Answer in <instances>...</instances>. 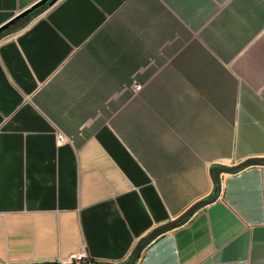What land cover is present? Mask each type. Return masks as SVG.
Masks as SVG:
<instances>
[{
	"label": "crops",
	"instance_id": "obj_1",
	"mask_svg": "<svg viewBox=\"0 0 264 264\" xmlns=\"http://www.w3.org/2000/svg\"><path fill=\"white\" fill-rule=\"evenodd\" d=\"M262 157L264 0H57L0 42L1 264H122ZM137 264H264V166Z\"/></svg>",
	"mask_w": 264,
	"mask_h": 264
},
{
	"label": "water",
	"instance_id": "obj_2",
	"mask_svg": "<svg viewBox=\"0 0 264 264\" xmlns=\"http://www.w3.org/2000/svg\"><path fill=\"white\" fill-rule=\"evenodd\" d=\"M57 0H40L36 2L34 5L30 6L29 8L23 10L19 14L15 15L12 19L7 21L5 24L0 26V35L2 33L10 28L11 26L18 23L20 20L26 18L30 15L35 9H38L41 6H44L46 4H53ZM250 166H264V157L262 158H249L246 160H243L242 162L233 165V166H222L217 168L216 170H211L212 177H213V183L214 187L211 191V193L199 200L198 202L194 203L191 207H189L184 213H182L177 218L173 219L172 221L159 225L156 228H154L150 233H148L134 248L131 256L122 264H137L140 256L143 252V250L152 242L154 241L158 236L171 231L186 222L190 220V218L200 209L203 207L215 202L219 197L221 193V174H231L238 172L244 168L250 167ZM1 264V263H0ZM26 264H72V263H65L63 261H45V262H35V263H26ZM98 264H111V263H104L99 262Z\"/></svg>",
	"mask_w": 264,
	"mask_h": 264
},
{
	"label": "built area",
	"instance_id": "obj_3",
	"mask_svg": "<svg viewBox=\"0 0 264 264\" xmlns=\"http://www.w3.org/2000/svg\"><path fill=\"white\" fill-rule=\"evenodd\" d=\"M14 35L15 33H11L5 37L0 38V42ZM131 88H132V91L136 93L142 90L143 85L137 82L136 80H134ZM56 141H57V146H61L63 144L71 142V139L67 137L63 132H58ZM85 258H86V255L84 253H74L73 255H71L69 259L63 262L72 263V264H80L81 261L84 260Z\"/></svg>",
	"mask_w": 264,
	"mask_h": 264
},
{
	"label": "trees",
	"instance_id": "obj_4",
	"mask_svg": "<svg viewBox=\"0 0 264 264\" xmlns=\"http://www.w3.org/2000/svg\"><path fill=\"white\" fill-rule=\"evenodd\" d=\"M52 1V0H51ZM46 7V5H44V6H41V7H39L38 9H35L32 13H30V15L29 16H35L38 12H40V11H42L44 8ZM21 21H23V19L22 20H20L19 22H21ZM30 21V20H29ZM18 22V23H19ZM16 25H17V23H16ZM22 26V25H21ZM15 28V26L13 25V26H11L9 29H6L3 33H2V35H0V38H2L3 36H5V35H7L8 33H10V30L12 29V28ZM23 27V26H22ZM16 32V31H15ZM217 168H219V167H215V170L217 169ZM99 263V261H96L94 258H92V257H87V258H85L84 260H82L81 261V263L80 264H98Z\"/></svg>",
	"mask_w": 264,
	"mask_h": 264
},
{
	"label": "rangeland",
	"instance_id": "obj_5",
	"mask_svg": "<svg viewBox=\"0 0 264 264\" xmlns=\"http://www.w3.org/2000/svg\"><path fill=\"white\" fill-rule=\"evenodd\" d=\"M32 18H33V16H32V17H31V16H27L26 18L23 19V21L17 23V25L15 24V25H14L15 28L13 27V28L10 30V33H8L7 35H9V34H11V33H15V31L19 30L22 26H25V25L29 22V20H31ZM21 25H22V26H21ZM7 35H5V36H7ZM5 36H3V37H5Z\"/></svg>",
	"mask_w": 264,
	"mask_h": 264
},
{
	"label": "flooded vegetation",
	"instance_id": "obj_6",
	"mask_svg": "<svg viewBox=\"0 0 264 264\" xmlns=\"http://www.w3.org/2000/svg\"><path fill=\"white\" fill-rule=\"evenodd\" d=\"M9 29V28H8Z\"/></svg>",
	"mask_w": 264,
	"mask_h": 264
}]
</instances>
